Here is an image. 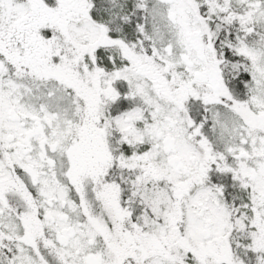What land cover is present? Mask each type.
<instances>
[{
    "label": "snow or ice",
    "instance_id": "snow-or-ice-1",
    "mask_svg": "<svg viewBox=\"0 0 264 264\" xmlns=\"http://www.w3.org/2000/svg\"><path fill=\"white\" fill-rule=\"evenodd\" d=\"M0 264H264V0H0Z\"/></svg>",
    "mask_w": 264,
    "mask_h": 264
}]
</instances>
